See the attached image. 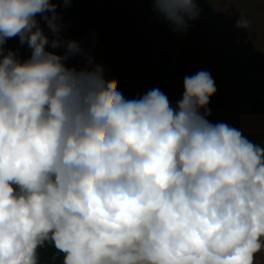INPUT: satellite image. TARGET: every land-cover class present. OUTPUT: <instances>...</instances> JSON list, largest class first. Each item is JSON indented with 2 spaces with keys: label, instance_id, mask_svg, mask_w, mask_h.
Segmentation results:
<instances>
[{
  "label": "clouds",
  "instance_id": "obj_1",
  "mask_svg": "<svg viewBox=\"0 0 264 264\" xmlns=\"http://www.w3.org/2000/svg\"><path fill=\"white\" fill-rule=\"evenodd\" d=\"M71 2L0 0V264H40L48 242L63 264H256L264 141L210 122L204 70L175 105L159 88L126 99L66 37L57 8ZM149 2L179 34L200 14L197 0Z\"/></svg>",
  "mask_w": 264,
  "mask_h": 264
},
{
  "label": "rangeland",
  "instance_id": "obj_2",
  "mask_svg": "<svg viewBox=\"0 0 264 264\" xmlns=\"http://www.w3.org/2000/svg\"><path fill=\"white\" fill-rule=\"evenodd\" d=\"M75 5L108 23L91 27L87 19L73 18ZM197 7L200 14L184 34L158 19L149 0H72L57 11L63 14L66 37L80 40L104 65L106 76L119 79L126 99L159 88L175 105L184 77L207 71L216 87L210 103L214 97L221 107L209 103L210 122L226 123L259 144L264 141V0H197ZM5 48L17 50L22 59L30 55L19 37ZM68 63L83 61L74 57ZM256 264H264V250Z\"/></svg>",
  "mask_w": 264,
  "mask_h": 264
},
{
  "label": "trees",
  "instance_id": "obj_3",
  "mask_svg": "<svg viewBox=\"0 0 264 264\" xmlns=\"http://www.w3.org/2000/svg\"><path fill=\"white\" fill-rule=\"evenodd\" d=\"M75 2L76 1H74V3ZM75 6H76V8H74L75 12L71 13L73 18L82 17V19L83 18L85 20L87 19L86 21L89 22V26L91 27H94L96 25H103V23L104 24L108 23L104 21L103 19H100V17H98L94 11L90 9H86L81 6H77V5ZM154 86H156V83ZM160 86H161V89L166 90V85L162 84ZM213 100L210 103L211 105L210 104L209 105L216 107V108H221L216 98L213 97ZM38 257H39L40 264H62L63 262L62 254L59 253L50 242L46 243L44 246L38 249Z\"/></svg>",
  "mask_w": 264,
  "mask_h": 264
},
{
  "label": "crops",
  "instance_id": "obj_4",
  "mask_svg": "<svg viewBox=\"0 0 264 264\" xmlns=\"http://www.w3.org/2000/svg\"><path fill=\"white\" fill-rule=\"evenodd\" d=\"M219 108H217V110H218ZM221 109V108H220ZM213 110H215V109H213Z\"/></svg>",
  "mask_w": 264,
  "mask_h": 264
}]
</instances>
